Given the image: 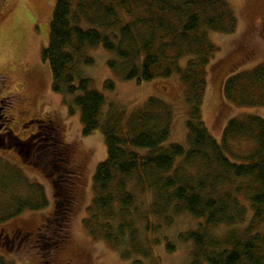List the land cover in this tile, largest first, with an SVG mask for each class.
Returning a JSON list of instances; mask_svg holds the SVG:
<instances>
[{
    "label": "trees",
    "instance_id": "1",
    "mask_svg": "<svg viewBox=\"0 0 264 264\" xmlns=\"http://www.w3.org/2000/svg\"><path fill=\"white\" fill-rule=\"evenodd\" d=\"M236 29L235 14L222 0H56L42 62L50 69L52 92L62 97L70 115L79 114L82 136L100 132L106 150L93 175L83 226L91 239L104 241L122 259L150 255L141 247L139 225L151 235L187 215L198 221L196 230L179 236L194 247L190 264H264V120L233 118L217 141L202 119L207 70L219 51L210 35H231ZM95 48L112 55L106 66L123 82L141 85L178 76L188 107L187 149L167 144L173 111L163 101L149 98L131 111L105 107V97L83 71L94 66L86 52ZM103 87L114 91L112 80ZM222 95L238 106L264 107V62L228 77ZM51 140L61 178L53 184L52 215L36 235L41 264H51L67 245L75 207L70 151L59 139ZM242 143L248 147L242 150ZM17 189L25 190L22 177L0 163V224L24 210L47 207L39 186L15 199ZM136 192L151 196L146 212L136 206ZM220 226L231 231L208 233ZM3 239L0 264H11L1 255L10 254ZM165 247L173 251L171 244Z\"/></svg>",
    "mask_w": 264,
    "mask_h": 264
},
{
    "label": "rangeland",
    "instance_id": "2",
    "mask_svg": "<svg viewBox=\"0 0 264 264\" xmlns=\"http://www.w3.org/2000/svg\"><path fill=\"white\" fill-rule=\"evenodd\" d=\"M233 10L237 19L234 34H211L210 40L219 49L208 67V86L202 108L203 122L214 139L221 140L226 124L233 118L254 115L264 120V107L245 108L225 101L222 95L224 81L238 73L251 70L264 62V0H222ZM56 0H0V88L14 104L16 122H30L28 132L20 133L16 125L15 134L30 138L29 155L15 153L4 155L0 163L16 169L25 184V190L14 192L22 198L34 187L45 192L47 207L38 211L24 210L19 216L0 224V238L6 240L9 253L1 255L11 264H41V255L34 249L39 229L52 215L54 197L53 184L61 178L54 167V156L50 144L59 139L70 151L68 169L76 173L75 207L72 212L69 241L64 250L56 255L51 264H130L139 260L142 264H190L194 247L192 243L179 240L181 234L197 229L198 221L187 215L174 217L170 226H162L149 235L140 227L147 258L122 259L118 252L101 240L89 237L83 226L87 208L93 199L92 179L97 166L106 159L104 140L100 132L82 136V125L78 113L70 115L62 97L52 92V77L49 67L42 62V52L48 45L49 24ZM86 55L93 59L94 66L85 67L84 76L91 79L93 87L105 97V107L110 104L127 111L156 98L166 103L173 111V121L167 144H178L188 148L185 122L188 107L178 76L167 80L137 85L123 82L107 68L111 54L101 48L88 49ZM112 80L114 91L104 90V83ZM9 100V99H8ZM38 122L42 127L37 128ZM60 127V130H59ZM50 128V129H48ZM58 135V136H57ZM33 143V145L31 144ZM40 145L39 159L32 154ZM242 150L247 148L242 143ZM54 153V152H53ZM51 161V162H50ZM53 165V167H52ZM48 172V173H47ZM6 185V184H5ZM27 186L30 188L27 189ZM137 207L146 212L151 196L136 192ZM231 231L227 226L211 229V236H224ZM22 236L21 239H19ZM158 240V245H154ZM166 243L173 246L170 253Z\"/></svg>",
    "mask_w": 264,
    "mask_h": 264
},
{
    "label": "flooded vegetation",
    "instance_id": "3",
    "mask_svg": "<svg viewBox=\"0 0 264 264\" xmlns=\"http://www.w3.org/2000/svg\"><path fill=\"white\" fill-rule=\"evenodd\" d=\"M4 91V88H0V159H4V155L9 153H15L18 156H20L21 154L29 155L30 138H36L38 134L37 132L36 134H30L27 135L26 138H20L18 134H15L16 125L19 126V123L20 133H27L30 122H16L14 104L10 100V97H7L3 94ZM36 126V129L40 128L39 124H37ZM31 144L33 145V143ZM32 154L34 155L35 160L39 159L40 145H37L34 148Z\"/></svg>",
    "mask_w": 264,
    "mask_h": 264
}]
</instances>
